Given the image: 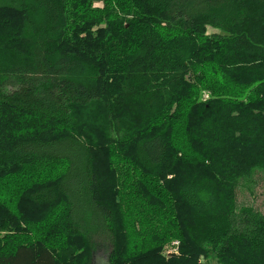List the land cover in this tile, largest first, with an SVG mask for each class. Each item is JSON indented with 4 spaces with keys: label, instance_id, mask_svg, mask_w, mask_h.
I'll return each mask as SVG.
<instances>
[{
    "label": "trees",
    "instance_id": "obj_1",
    "mask_svg": "<svg viewBox=\"0 0 264 264\" xmlns=\"http://www.w3.org/2000/svg\"><path fill=\"white\" fill-rule=\"evenodd\" d=\"M0 112V193L48 218L0 264H94L103 244L108 264H264V215L236 194L264 171V0H0Z\"/></svg>",
    "mask_w": 264,
    "mask_h": 264
},
{
    "label": "rangeland",
    "instance_id": "obj_2",
    "mask_svg": "<svg viewBox=\"0 0 264 264\" xmlns=\"http://www.w3.org/2000/svg\"><path fill=\"white\" fill-rule=\"evenodd\" d=\"M94 6L97 8H102L103 5L101 2H95ZM126 27H128L127 24H126ZM214 32H218V31L209 29L208 34H212ZM249 93L250 91H247L245 96L242 99H247ZM210 95H211V92L208 90L202 92L201 98L199 99L200 103L207 104V101L210 100ZM3 117L4 115H2V113L0 112V120ZM114 165L117 168V177L119 181L123 179V175L127 176V173H130V167L125 160H116L114 162ZM131 171L133 173H132L131 178L128 181L130 183L135 182V181L137 182V178H139V176L135 173L133 168H131ZM37 172L31 171V173L27 176H36ZM52 173L55 174L54 167H48L47 169L43 171V174H52ZM11 179L15 180L17 183L20 181L24 182L25 176H21V175L18 176L17 174L16 176L10 177L8 185H12V183H10ZM130 190H134L133 186H130ZM122 194L127 196V199L125 202H128L129 201L128 194L130 193L128 194L120 193V195ZM236 194H237V208L238 209L252 208L255 211H258L264 215V171L258 170L257 172H255V174H253V176H249L247 179L241 180L237 187ZM170 200H173V199H171L170 197ZM5 201L7 202L10 201V203L7 204ZM1 203L4 206V210H2L0 213V223L6 222L3 219L7 220L9 218H13L17 220V223L12 225V233L8 231L9 226L7 228V227H3L0 225V244L3 248L11 247L10 242H7V244L4 245L6 241L4 240V238L7 236L12 235L11 237H18L22 239H26V238L35 239L37 235L42 236L43 233H45L44 231L48 230L46 229V223H45V221H48L47 216L40 217L37 214L36 209L32 210L27 204H25L23 198L15 197L12 201V196L10 195V193H3L2 191V193H0V204ZM143 206L146 207V204L144 203ZM165 210H169V209H165ZM152 214L154 213L151 212L150 215L152 216ZM125 220H128V219L125 217ZM164 220H165V216H162V215L156 219L158 223L159 222L161 223ZM136 222L137 221L135 220V223H131V222L129 223L131 224V227L135 228L136 226V229H139L138 224L135 225ZM149 227L152 232V235L157 236L158 235L157 231L159 230V227L156 225L155 226L152 225ZM160 230L161 232H163L162 228H160ZM175 231H178V229H175V230L170 229V232H168L169 237L174 236ZM154 239L155 237L151 238V240H154ZM11 240L13 241V239ZM60 241L59 242L53 241V245L56 248V251L59 255L58 256L59 259L64 263L70 262L73 256H78L79 253L83 251L79 242L75 243L71 241L70 242L65 241L66 242L65 243V242H60ZM100 247L101 248L98 247L96 249V252L94 253V264H108V256H109V252L111 249V245L103 244V246H100ZM180 247H181V240L179 238L177 239V238L171 237L170 241L162 245L161 254L167 257L171 255L173 256L178 255ZM214 257L215 256H211L209 261H207L206 263L207 264H217L216 259Z\"/></svg>",
    "mask_w": 264,
    "mask_h": 264
}]
</instances>
